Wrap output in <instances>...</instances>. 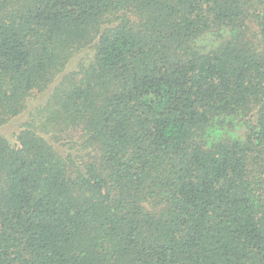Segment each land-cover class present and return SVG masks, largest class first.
<instances>
[{"label": "trees", "instance_id": "trees-1", "mask_svg": "<svg viewBox=\"0 0 264 264\" xmlns=\"http://www.w3.org/2000/svg\"><path fill=\"white\" fill-rule=\"evenodd\" d=\"M0 264H264V0H0Z\"/></svg>", "mask_w": 264, "mask_h": 264}]
</instances>
